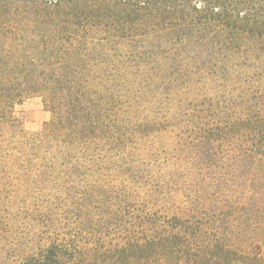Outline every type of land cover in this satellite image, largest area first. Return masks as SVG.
<instances>
[{
  "label": "trees",
  "instance_id": "obj_1",
  "mask_svg": "<svg viewBox=\"0 0 264 264\" xmlns=\"http://www.w3.org/2000/svg\"><path fill=\"white\" fill-rule=\"evenodd\" d=\"M0 264H264V0H0Z\"/></svg>",
  "mask_w": 264,
  "mask_h": 264
},
{
  "label": "rangeland",
  "instance_id": "obj_2",
  "mask_svg": "<svg viewBox=\"0 0 264 264\" xmlns=\"http://www.w3.org/2000/svg\"><path fill=\"white\" fill-rule=\"evenodd\" d=\"M16 110L23 121V126L31 133L41 130L44 122L50 118V112L44 107L39 96L25 99L17 105Z\"/></svg>",
  "mask_w": 264,
  "mask_h": 264
}]
</instances>
